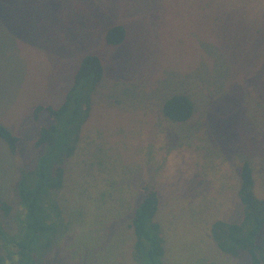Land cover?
Masks as SVG:
<instances>
[{"label":"rangeland","instance_id":"1","mask_svg":"<svg viewBox=\"0 0 264 264\" xmlns=\"http://www.w3.org/2000/svg\"><path fill=\"white\" fill-rule=\"evenodd\" d=\"M257 19L264 22V0H0V124L22 139L13 155L0 138V198L13 207L10 216L0 207L8 241L0 242V264L25 256L28 217L14 189L20 169L35 172L46 151L33 149L34 109L64 103L87 54L101 58L104 78L89 114L82 108L66 127L76 150L61 187L43 188L40 228L29 234L33 264H139L131 223L145 184L159 195L163 258L155 264H241L211 230L243 220L244 163L264 201ZM116 25L126 40L109 45ZM175 95L194 105L184 123L163 112Z\"/></svg>","mask_w":264,"mask_h":264},{"label":"trees","instance_id":"2","mask_svg":"<svg viewBox=\"0 0 264 264\" xmlns=\"http://www.w3.org/2000/svg\"><path fill=\"white\" fill-rule=\"evenodd\" d=\"M259 23L260 20L257 19ZM264 23V22H262ZM261 23V24H262ZM127 37L123 25L111 27L106 35L109 45L122 44ZM104 78V66L101 58L96 54H87L81 60L75 73L74 83L66 94V99L59 107L38 105L33 112V118L39 124V134L33 149H45L36 171H26L21 168V178L15 185L14 192L20 204L26 209L27 225L24 234L27 241L20 243L22 254L25 252L21 264H33V247L30 253L28 247L32 245L29 234L39 225V201L43 198V188H60L63 184L66 161L74 154L78 137L66 129L72 125L73 115L82 108L87 114L91 109V95ZM164 115L173 122L184 123L191 119L194 105L185 95H175L163 105ZM69 115V116H67ZM67 116V117H66ZM0 138L8 145L10 152L17 155L22 139L14 135L6 126L0 124ZM54 155V158H51ZM38 163V162H37ZM36 175L34 186L31 177ZM241 188L239 197L244 207V217L240 223L216 221L212 226V234L219 249L234 257L241 264H264V201L255 193L253 168L244 163L241 170ZM0 207L5 216H10L13 207L0 198ZM159 208V195L155 186L145 184L138 192V205L135 208L131 226L135 233V259L139 264H155L163 258V248L160 243V226L155 220ZM45 231L42 228L39 231ZM7 241V235L0 224V242ZM21 242V241H20ZM30 242V243H29Z\"/></svg>","mask_w":264,"mask_h":264},{"label":"crops","instance_id":"3","mask_svg":"<svg viewBox=\"0 0 264 264\" xmlns=\"http://www.w3.org/2000/svg\"><path fill=\"white\" fill-rule=\"evenodd\" d=\"M242 170V169H241ZM241 184V183H240ZM239 193V192H238ZM242 221V220H241ZM235 223V222H234ZM211 235H212V230H211ZM217 244V243H216ZM218 246V245H217ZM219 248V247H218Z\"/></svg>","mask_w":264,"mask_h":264}]
</instances>
